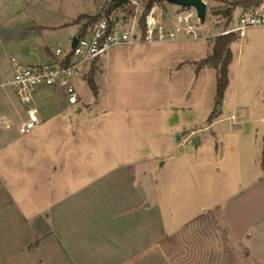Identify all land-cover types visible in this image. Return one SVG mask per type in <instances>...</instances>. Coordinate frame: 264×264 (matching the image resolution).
I'll return each mask as SVG.
<instances>
[{"label": "rangeland", "instance_id": "374dc122", "mask_svg": "<svg viewBox=\"0 0 264 264\" xmlns=\"http://www.w3.org/2000/svg\"><path fill=\"white\" fill-rule=\"evenodd\" d=\"M27 1L30 11L63 19L104 0ZM148 2L139 0V8ZM205 2L204 22L196 14L190 19L198 37L181 28L171 38H138L110 46L85 65L72 78L76 105L67 102L63 88H37L42 122L28 133L16 131L25 118L23 106L9 87L8 98L1 91L0 264L16 263L21 247L35 243L31 227L45 220L52 202L69 195L73 212L86 209L88 185L123 167L134 171L132 189L152 206L137 224L132 216L131 228L144 230L148 222L149 234L166 233L156 247L171 238L173 264H264V25L247 27L246 35L229 45L228 84L217 103V67L202 65L201 59L241 11L235 8L228 22L213 11L227 4ZM4 3L14 5L6 12ZM157 4L171 29L173 14L184 7ZM0 7L4 16L21 8L18 0H0ZM136 8L125 2L108 13L125 25ZM15 25L13 30L19 28ZM53 41V48L56 43L64 51L70 47L65 35ZM37 59L33 49L23 52L24 63ZM125 224L111 233L122 232ZM110 238H103L107 245Z\"/></svg>", "mask_w": 264, "mask_h": 264}, {"label": "crops", "instance_id": "0c3cea01", "mask_svg": "<svg viewBox=\"0 0 264 264\" xmlns=\"http://www.w3.org/2000/svg\"><path fill=\"white\" fill-rule=\"evenodd\" d=\"M18 1L21 8L14 9L13 7L9 15H0V18L2 16L1 32H7L0 36V48L3 54L0 55V81L5 80L11 73L10 59L12 57L22 64H34L24 63L23 52L26 50L35 51L36 58L40 61L37 63L51 62L59 58L55 54V49L62 48V46L56 43L54 48L52 47L54 37L57 35L58 39L65 35L66 39H70L71 44L72 38L76 36L83 23V20L78 21V17L95 14L105 2V0L100 3L93 1L92 8L76 9L68 16L64 14L63 19H57L58 14L54 16L51 12L44 17L38 10L30 11L27 0ZM215 1L229 6V3L243 0ZM12 5L4 3L5 9L0 7V12ZM235 8L241 12L264 11V0L257 7L244 8L239 5L232 7L231 17ZM13 24L19 28L13 30ZM60 31H63V34ZM246 33L245 30L242 35L245 36ZM10 48L11 50H8ZM1 91L8 98L5 88L0 89V97H2ZM76 111L80 113L81 106L77 105ZM261 119L264 123V115ZM133 173L134 171L127 167L117 168L113 171H106L105 175H101L92 186L89 184L87 187L89 191H87L90 196H85V194L83 196L87 204L82 202L86 209L79 207V210L73 212L69 195L52 202L50 210L44 215L45 220L39 221L38 219L31 227L37 240L34 244H24L21 247L22 255L15 260L14 264H38L39 258L45 264H173L172 250H170V243H173L170 241L171 238L160 244L159 248L156 247V242L166 233L149 234L147 232L150 231L148 222H145L144 230L142 227L140 230H134L130 226L133 223L132 216L136 218L134 223L137 224L140 220L147 218L152 207L149 201L132 189ZM82 204L80 203V206ZM129 215L132 218H129ZM76 218L80 220L78 219L77 222ZM104 219L109 224H106ZM122 222L126 223V229L121 230L122 232L113 231L111 233V230ZM85 223L88 224L85 225ZM104 236H111L109 245L103 240ZM103 246L106 250L102 249Z\"/></svg>", "mask_w": 264, "mask_h": 264}, {"label": "built area", "instance_id": "2783aa9c", "mask_svg": "<svg viewBox=\"0 0 264 264\" xmlns=\"http://www.w3.org/2000/svg\"><path fill=\"white\" fill-rule=\"evenodd\" d=\"M111 1L105 0L98 18L83 35L75 36L76 42L73 46L70 44L67 51L62 48L55 49V54L59 58L51 62L34 64H22L13 57L10 59L11 73L5 80L0 81V89L9 87L24 108L25 118L16 125L17 133H28L41 122L35 103V92L39 87L63 88L67 102L76 105L79 97L72 84V78L79 75L85 65L110 46L130 43L138 38L144 41L171 38L181 28L186 30L187 34L198 37L190 24V19L196 14L193 7H184L185 10L183 8L182 11L173 14L175 24L171 29H167L163 9L157 2L153 4L148 2L139 8V0H125V2L134 3L137 8L131 20L123 25L103 9L107 8ZM148 5L149 8L145 11ZM143 14L144 37H142L143 27L140 23ZM256 25H264V11H243L235 25L222 29L219 34L237 31L239 35H242L247 27ZM0 126H3L1 116ZM4 128H9V125H4Z\"/></svg>", "mask_w": 264, "mask_h": 264}, {"label": "trees", "instance_id": "16d2710c", "mask_svg": "<svg viewBox=\"0 0 264 264\" xmlns=\"http://www.w3.org/2000/svg\"><path fill=\"white\" fill-rule=\"evenodd\" d=\"M159 0H150V4L156 3ZM262 0H243L239 2H233L229 3V6L226 8H214L215 13H220L224 17L227 18L229 21L231 18V9L232 7H235L237 5L243 6L244 8H249V7H257ZM125 3V0H112L105 11L108 13L110 9L121 6L122 4ZM149 8V5L145 8V11ZM98 10L95 14L93 15H82L78 17V21L84 20L83 23L80 25L77 36L83 35L87 28L92 25V23L98 18L100 11ZM143 18L144 14L141 17L140 23L143 27ZM145 29L143 27V32H142V37H144ZM239 34L235 31L229 32L226 34H221L216 37L214 46L212 48V53L208 55L205 58L201 59V64L206 65V64H212L213 66L217 67V78H216V87H215V101L217 103H221L223 100V94L224 90L228 84V65L232 59V52L230 50L229 45L238 39ZM198 69V68H197ZM89 87L92 90L96 89V85L94 82V78H89L87 80ZM262 168L264 170V145H263V151H262Z\"/></svg>", "mask_w": 264, "mask_h": 264}, {"label": "water", "instance_id": "95a60500", "mask_svg": "<svg viewBox=\"0 0 264 264\" xmlns=\"http://www.w3.org/2000/svg\"><path fill=\"white\" fill-rule=\"evenodd\" d=\"M167 3L174 4L182 7H193L196 12V16L200 23H203L205 20L207 12V4L204 0H163ZM76 42V37L72 38L71 45L73 46ZM219 109V106H218ZM176 137V134H175Z\"/></svg>", "mask_w": 264, "mask_h": 264}]
</instances>
